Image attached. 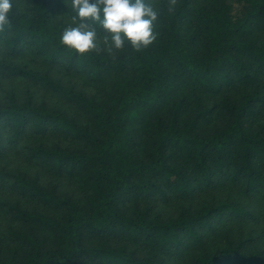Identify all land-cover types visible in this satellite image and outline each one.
I'll return each instance as SVG.
<instances>
[{"label": "trees", "instance_id": "1", "mask_svg": "<svg viewBox=\"0 0 264 264\" xmlns=\"http://www.w3.org/2000/svg\"><path fill=\"white\" fill-rule=\"evenodd\" d=\"M56 2L75 15L71 0ZM24 3V9L14 3L10 25L0 30L6 53L0 73L42 85L72 110L37 102L30 91L21 101L10 93L0 102V157L30 130L56 134L71 145H27L26 160L73 180L83 195L0 170V186L43 208L0 199V210L16 224L8 243L0 235V264H165L158 254L181 255L205 245L207 233L225 218L249 214L222 201L196 211L183 206L177 216L164 218L139 201L156 193L191 196L222 179L264 191V123L248 124L264 97L255 92L212 108L201 104L204 94L264 77V0L163 2L157 39L148 47L125 43L111 51L102 44L84 54L61 44L66 25L55 21L50 0ZM91 22L106 35L98 21ZM27 51L103 92L90 96L49 70L19 65L15 58ZM215 108L227 113L225 122L205 131ZM243 245L228 239L195 254L192 264H264Z\"/></svg>", "mask_w": 264, "mask_h": 264}, {"label": "rangeland", "instance_id": "2", "mask_svg": "<svg viewBox=\"0 0 264 264\" xmlns=\"http://www.w3.org/2000/svg\"><path fill=\"white\" fill-rule=\"evenodd\" d=\"M182 0H149L152 6L159 10L163 2L168 4L179 3ZM198 4L202 0H191ZM54 11L56 22H63L66 27L72 24L71 17L73 16L64 8L60 7L56 0H50ZM14 3L20 9L26 8L24 0H14ZM104 34L97 31L96 44L97 47L104 44L107 49L109 45L104 41ZM115 51V49H111ZM6 53L0 49V57ZM19 65L27 66L31 69L41 71H50L51 74L61 81L66 86H73L77 90L83 91L87 95H100L103 90L102 86H98L87 78L69 73L59 65L50 66L43 59L34 56L33 53L27 51L22 56L15 58ZM32 92L37 102L46 100L47 102L70 108L61 100L55 93L49 91L40 84L34 81L15 75L0 73V102L6 103L10 93H14L18 101H21L26 96L27 92ZM255 92L264 97V77L259 79L252 85L235 84L229 87H223L217 93L204 94L202 99V107L212 108L215 103L222 102L229 97L233 101L241 100L244 96H251ZM193 108V105H191ZM257 113L252 115L248 124L255 128L258 124L264 123V101L256 104ZM227 113L224 110L215 108V111L210 115V119L204 122V130L208 131L214 126L223 125ZM44 143L46 146H54L61 143L62 145H71V142L64 140L56 134L48 133L44 135L35 134L33 131H28L19 141L15 148L9 149L3 157H0V170L9 173H23L29 176H38L40 181L45 185L57 184L59 191L64 194L80 197L83 195L78 184L73 180L59 176L52 171L42 167L39 163L26 160L24 147L27 145H36ZM8 179V177H6ZM0 199L9 202H20L29 208L43 209L40 204L30 202L25 198L18 196L11 190L0 186ZM222 201H233L244 206L249 210V214L244 217L225 218L220 222L214 231L207 233L205 237V245L192 246L189 250L181 255H164L158 254V260H164L165 264H192V259L195 254L201 253L204 248L212 250L217 246H225L227 240L230 239L233 243L244 242L243 248L247 252H257L264 258V191H246L241 182L232 180L215 181L210 186H204L197 189L191 196L180 197L174 193H169L167 197L156 193L148 200L141 199L139 206L144 208L146 205L151 207L152 214H160L164 218L175 217L178 215L181 207H190L193 211L198 210L207 203L217 204ZM133 206V202H128ZM16 225L6 213L0 210V235L7 237L11 226ZM6 243L8 240L6 239ZM142 254L146 251L140 249ZM230 264V263H228Z\"/></svg>", "mask_w": 264, "mask_h": 264}, {"label": "clouds", "instance_id": "3", "mask_svg": "<svg viewBox=\"0 0 264 264\" xmlns=\"http://www.w3.org/2000/svg\"><path fill=\"white\" fill-rule=\"evenodd\" d=\"M71 7L75 13L72 24L59 40L77 53L97 47V28L91 21H98L104 29L109 50L122 49L125 43L140 50L157 39L154 26L160 13L148 0H71ZM13 8L14 0H0V30L10 25Z\"/></svg>", "mask_w": 264, "mask_h": 264}]
</instances>
